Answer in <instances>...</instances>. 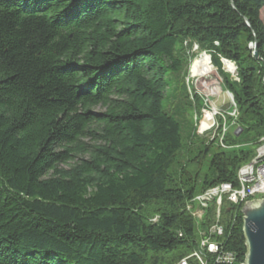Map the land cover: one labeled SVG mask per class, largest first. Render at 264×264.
Returning a JSON list of instances; mask_svg holds the SVG:
<instances>
[{
    "label": "trees",
    "instance_id": "trees-1",
    "mask_svg": "<svg viewBox=\"0 0 264 264\" xmlns=\"http://www.w3.org/2000/svg\"><path fill=\"white\" fill-rule=\"evenodd\" d=\"M262 11L264 0H0V264H200L195 252L226 264L201 251L217 223L220 253L244 264V205L224 201L219 220L215 204L201 220L188 207L236 187L264 138ZM194 46L238 111L207 141L186 84Z\"/></svg>",
    "mask_w": 264,
    "mask_h": 264
},
{
    "label": "built area",
    "instance_id": "built-area-1",
    "mask_svg": "<svg viewBox=\"0 0 264 264\" xmlns=\"http://www.w3.org/2000/svg\"><path fill=\"white\" fill-rule=\"evenodd\" d=\"M195 50H198L197 46H194ZM205 54V53H204ZM223 63H230L234 66L233 63L222 60ZM234 68V67H233ZM229 94V93H228ZM230 95V94H229ZM231 97V95H230ZM232 99V108L233 110L230 113H219L213 111V123L208 128H203V122L208 113L204 115V119L201 123L200 131L205 134L210 130L217 128L216 117L221 116L224 119V116L228 114L229 117L237 119L238 111L234 105ZM223 132H226V126H223ZM222 144V138H221ZM238 185L236 187L231 184H222L216 187H213L194 198L192 204L188 207V210H193L194 216L201 220L204 214V211L211 204L217 206V219L219 220L221 207L224 201H227L233 205H246L249 202L262 201L264 200V138L259 141V144L256 148L255 158L247 165L243 166L238 172ZM209 237H206V234L203 233V240L201 242V251L206 250L208 254L217 255L218 261L224 262L226 264L233 263L234 259L232 255H222L220 253V246L217 242L211 239L212 236H222L223 227L218 223L210 228L208 232ZM200 264H207L204 260V256L201 252H195L193 254ZM180 264H188L187 259L181 261Z\"/></svg>",
    "mask_w": 264,
    "mask_h": 264
},
{
    "label": "rangeland",
    "instance_id": "rangeland-1",
    "mask_svg": "<svg viewBox=\"0 0 264 264\" xmlns=\"http://www.w3.org/2000/svg\"><path fill=\"white\" fill-rule=\"evenodd\" d=\"M262 19L264 21V11H262ZM191 54H194L196 57L194 60L191 61L190 65L188 66V73H187V78H186V84L190 85L191 91L193 93L197 94L200 96L203 101V107L204 109H201L200 113H198V121H197V133L201 139H204L207 141V139H212L216 135V131L210 130L207 133L203 134L200 131L201 123L204 119V115L206 114L205 111L212 113L213 111L219 112V113H230L233 108H232V99L228 92L223 90L222 88V78L220 77L217 69L212 63V59L210 56V62L212 65V73L211 75L205 77V78H196L193 77L192 72H193V66L196 63L197 59L200 58L203 54H199L198 50H195L193 48V51L191 50ZM223 64V63H222ZM223 71L226 73L230 74L232 77L235 76L234 74L227 72L228 70L225 69V63L223 64ZM190 91V92H191ZM192 93H190L191 95ZM97 111H101V109H97ZM195 109L189 112L187 115V120L188 121H196L197 115L195 114ZM226 116V115H225ZM217 123V121H215ZM230 127V125H228ZM232 129V128H231ZM228 130L227 125H226V131Z\"/></svg>",
    "mask_w": 264,
    "mask_h": 264
},
{
    "label": "water",
    "instance_id": "water-1",
    "mask_svg": "<svg viewBox=\"0 0 264 264\" xmlns=\"http://www.w3.org/2000/svg\"><path fill=\"white\" fill-rule=\"evenodd\" d=\"M254 56L259 59L256 47ZM233 67L236 71L235 65ZM242 214L247 247L244 264H264V200L247 203L243 207Z\"/></svg>",
    "mask_w": 264,
    "mask_h": 264
},
{
    "label": "bare ground",
    "instance_id": "bare-ground-1",
    "mask_svg": "<svg viewBox=\"0 0 264 264\" xmlns=\"http://www.w3.org/2000/svg\"><path fill=\"white\" fill-rule=\"evenodd\" d=\"M225 69H227V72H230L234 74L235 70L233 69V66L230 63H225ZM212 65L210 62V58L205 54L202 55L200 58L197 59L196 63L193 66V77L196 78H205L212 73ZM213 123V114L208 113L205 117V120L203 122V128H208Z\"/></svg>",
    "mask_w": 264,
    "mask_h": 264
}]
</instances>
